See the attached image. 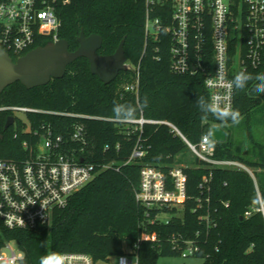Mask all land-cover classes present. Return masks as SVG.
<instances>
[{
  "label": "trees",
  "instance_id": "1",
  "mask_svg": "<svg viewBox=\"0 0 264 264\" xmlns=\"http://www.w3.org/2000/svg\"><path fill=\"white\" fill-rule=\"evenodd\" d=\"M156 10L153 15L169 14ZM61 19L59 35L69 42L70 50L79 47L81 30L103 37L101 54L114 53L122 39L128 61L136 66L141 61L138 97L123 92L122 83L134 80L133 70L121 71L105 84L90 71L87 58L80 57L68 65L65 75L49 83L27 88L21 82L7 86L0 93V104L24 105L92 117L68 114H30L33 127L49 123L56 134L69 138L73 125L82 123L87 131L86 159L101 166L93 180L74 192L68 204L55 210L50 224L35 229H10L0 220V249L13 240L23 252L21 264H41L42 257L57 258L62 252H86L95 264L111 262L128 252L143 232L155 233L157 240H142L135 254L139 264H152L160 255L181 254L185 240H193L206 264H264V217L260 211L245 217L244 212L259 204L252 176L242 169L214 168L209 183L201 187L203 176L210 169L197 156L186 159L190 151L185 141L165 124L146 123L141 143L146 154L125 164L138 138L139 131L131 123L105 120L114 117L115 105H131L147 118L169 120L186 138L197 143L212 125H221L227 132L224 142H215L216 157L238 160L258 171L254 172L264 202V94L254 88L252 80L243 90H236L234 109L241 114L239 123L205 116L195 103L198 96L209 98L204 85L205 75L178 74L170 69L171 38L161 35L160 41H146L145 0H71L58 5ZM170 15V14H169ZM49 40L40 41L41 46ZM211 41H206L210 47ZM236 41H230V56L235 55ZM211 48L208 61H211ZM245 53V45H244ZM16 61V57L11 54ZM253 76L264 73V54L260 65L243 70ZM240 72V71H239ZM236 75V74H235ZM234 75V76H235ZM7 113L0 114V157L24 156V139L30 144L37 136L27 131L14 137V128L5 129ZM246 123L251 148L244 157L233 151V127ZM130 131V133H129ZM255 135H258L255 137ZM192 153V152H191ZM143 164H151L168 173L174 165H183L187 175V198L182 215L170 223L147 221L144 208L135 199ZM176 211V209H175ZM173 238L179 245L174 247Z\"/></svg>",
  "mask_w": 264,
  "mask_h": 264
},
{
  "label": "built area",
  "instance_id": "2",
  "mask_svg": "<svg viewBox=\"0 0 264 264\" xmlns=\"http://www.w3.org/2000/svg\"><path fill=\"white\" fill-rule=\"evenodd\" d=\"M71 0H0V48L16 58L35 48L40 41L60 39L61 19L57 12L58 5H65ZM171 2L169 14L155 16L158 9L165 11ZM146 15L144 32L146 41H160L161 35L171 38L170 69L174 73L194 74L198 71L205 75L204 85L209 98L221 97L226 105L234 108L235 89H229L228 83L239 71L248 65L257 67L262 63L264 54V0H145ZM206 41H211V61H208ZM230 41H236L235 55L230 56ZM245 45V53H244ZM129 69L134 72V80L123 85V92H132L137 97L140 89L141 61ZM221 69V79L217 73ZM128 69V70H129ZM13 116L14 137L27 131L30 136H37V141L30 144L22 141L24 156L18 158L0 157V220L10 229H35L50 224L55 210L65 207L71 195L94 179L99 169L113 166L112 162L97 165L86 159L88 137L82 123L73 125L69 138L56 134L52 126L40 123L32 126L28 115L68 114L80 117H92L45 108L0 104V114ZM27 113V122L19 114ZM134 125L139 131L137 141L125 164L145 156L146 149L141 137L146 123L165 124L179 135L190 151L201 159L211 171L203 176L201 187L209 183L214 168H236L248 172L255 184L259 204L248 208L245 217L260 211L264 217L262 200L254 170L237 159L216 157L215 142L209 132L202 135L197 143L190 142L181 130L169 120L150 119L140 112L134 119H116ZM130 133V131H129ZM140 181L135 190V199L143 206L148 222L170 223L173 217H180L187 198V175L183 165H174L168 173L151 164H143ZM176 209V211H175ZM169 215V216H167ZM129 250L115 256L111 262L100 264H139L135 254L142 240H157L155 233L143 232ZM7 240L0 249V264H21L23 252L11 247ZM174 247L179 245L173 238ZM181 248L183 256L194 255L198 247L193 240H185ZM9 246L11 253L2 249ZM59 264H95L91 254L86 252H62L58 255Z\"/></svg>",
  "mask_w": 264,
  "mask_h": 264
},
{
  "label": "water",
  "instance_id": "3",
  "mask_svg": "<svg viewBox=\"0 0 264 264\" xmlns=\"http://www.w3.org/2000/svg\"><path fill=\"white\" fill-rule=\"evenodd\" d=\"M79 47L70 50L69 42L65 38L51 41L28 51L16 59L0 48V93L15 83L21 82L27 88L45 85L52 79L62 78L69 64L80 57L88 59L90 71L97 75L105 84L114 80L121 71L129 69L125 54V39H122L114 53L101 54L99 49L103 44L100 34L85 35L81 30L77 38ZM14 122V117L7 118L5 129ZM209 136L214 142H224L227 139L226 130L218 124L209 129ZM3 138V135H0Z\"/></svg>",
  "mask_w": 264,
  "mask_h": 264
},
{
  "label": "clouds",
  "instance_id": "4",
  "mask_svg": "<svg viewBox=\"0 0 264 264\" xmlns=\"http://www.w3.org/2000/svg\"><path fill=\"white\" fill-rule=\"evenodd\" d=\"M217 75L223 79L220 68ZM252 80L257 81L254 90L259 94H264V73L253 76L246 71H241L228 83V88L243 90ZM195 103L205 116L211 115L222 121L230 120L233 124L240 122V111L226 105L221 97L205 98L204 96H198ZM114 115L116 119H134L136 109L131 105H115ZM121 261L125 264L124 258H121ZM41 264H59V260L53 257H42Z\"/></svg>",
  "mask_w": 264,
  "mask_h": 264
},
{
  "label": "rangeland",
  "instance_id": "5",
  "mask_svg": "<svg viewBox=\"0 0 264 264\" xmlns=\"http://www.w3.org/2000/svg\"><path fill=\"white\" fill-rule=\"evenodd\" d=\"M17 59V58H16ZM126 82L122 83L120 86L125 85ZM19 116L27 122V125L29 126L28 118H27V113H21ZM248 126L246 123L238 124L233 127V134H234V148L233 151L236 154L242 155L244 157L249 156V150L251 148V144L249 143V136H248ZM258 139V135H255ZM194 157L193 153L191 151H188L186 154V159H190ZM254 172L258 171L254 168H252ZM169 216V215H167ZM11 247L17 249V243L13 240L10 242ZM128 252H131L129 248H127ZM3 253L5 254H10L11 249L9 246H4L2 249ZM115 260V257L112 258V261ZM152 264H206L205 259L203 257H198L194 255L190 256H183L182 254L178 255H160L155 262Z\"/></svg>",
  "mask_w": 264,
  "mask_h": 264
},
{
  "label": "flooded vegetation",
  "instance_id": "6",
  "mask_svg": "<svg viewBox=\"0 0 264 264\" xmlns=\"http://www.w3.org/2000/svg\"><path fill=\"white\" fill-rule=\"evenodd\" d=\"M46 40H48V39H46Z\"/></svg>",
  "mask_w": 264,
  "mask_h": 264
}]
</instances>
